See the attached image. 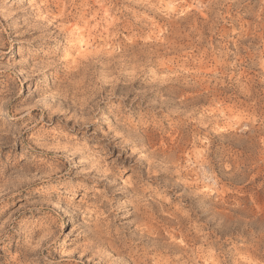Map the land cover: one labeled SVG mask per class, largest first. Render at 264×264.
I'll list each match as a JSON object with an SVG mask.
<instances>
[{
	"label": "clouds",
	"instance_id": "obj_1",
	"mask_svg": "<svg viewBox=\"0 0 264 264\" xmlns=\"http://www.w3.org/2000/svg\"><path fill=\"white\" fill-rule=\"evenodd\" d=\"M0 264H264V0H0Z\"/></svg>",
	"mask_w": 264,
	"mask_h": 264
}]
</instances>
